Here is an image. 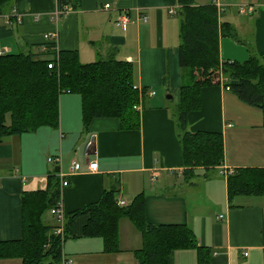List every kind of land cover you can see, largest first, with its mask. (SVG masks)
Instances as JSON below:
<instances>
[{"label": "crops", "instance_id": "crops-1", "mask_svg": "<svg viewBox=\"0 0 264 264\" xmlns=\"http://www.w3.org/2000/svg\"><path fill=\"white\" fill-rule=\"evenodd\" d=\"M219 3L224 9L217 20L233 27L235 38L218 37V59L242 61L252 52L264 64V0ZM244 3L252 5L251 11L238 13L236 5ZM123 13L126 20L118 24ZM177 16L175 0H13L0 14V53L52 41L56 49L74 50L80 63L113 54L130 64L133 87L144 89L132 106L136 126L102 116L84 126L79 94L59 92L56 127L40 126L0 142V241L23 235L22 191L43 190L49 173L65 174L70 162L77 161L79 168L65 174L67 183L57 185L64 217L96 202L103 189L116 188L113 199L124 205L141 193L147 223L186 224L195 240V246L173 248L167 264H263L264 196L238 195L227 201L221 174L237 166L264 167L262 116L242 118L227 111L235 101L227 97L222 77L200 87V106L186 113L185 129L220 133L222 161L192 167L185 179L171 115L180 84ZM57 154L59 165L45 162ZM89 161L96 164L92 171L87 170ZM41 216L46 224L56 223L48 210ZM86 219L77 215L69 223L71 237L61 242L65 264H134L132 251L141 239L126 217L116 222V249L111 251L103 250L100 237H82ZM0 264H21V259L1 257Z\"/></svg>", "mask_w": 264, "mask_h": 264}, {"label": "trees", "instance_id": "trees-1", "mask_svg": "<svg viewBox=\"0 0 264 264\" xmlns=\"http://www.w3.org/2000/svg\"><path fill=\"white\" fill-rule=\"evenodd\" d=\"M177 6L179 65L178 98L172 111L185 179L192 167L217 166L222 161L221 134L185 129L186 113L200 106V87L225 80L223 86L237 100L256 107L264 126V64L250 52L242 61L218 59V37H234L233 27L217 20L211 2L175 0ZM13 0H0V14ZM49 64L50 67H46ZM131 67L127 61L115 60L113 54L80 63L74 50H59L52 41L19 49L14 54L0 53V142L7 136L33 131L40 126L56 127L59 92L80 96V119L85 126L94 117H115L121 126L137 124L132 108L138 91L132 87ZM139 94V95H138ZM43 190L22 191L23 235L20 239L0 241L1 257H18L21 264H61L62 241L71 237L69 223L77 215H87L81 226L82 237H100L103 250L116 249V222L126 217L139 232L140 247L133 250L134 264H167L173 248L195 246L186 224H149L143 219L141 193L130 203L116 204V188L103 189L96 202L68 212L55 233L56 223L42 222L41 213L57 202L58 178L47 175ZM227 201L234 196H264V167H238L224 177ZM262 261L264 264V251Z\"/></svg>", "mask_w": 264, "mask_h": 264}, {"label": "built area", "instance_id": "built-area-1", "mask_svg": "<svg viewBox=\"0 0 264 264\" xmlns=\"http://www.w3.org/2000/svg\"><path fill=\"white\" fill-rule=\"evenodd\" d=\"M211 4L213 5V7H215L217 13L222 12L224 9L223 5L219 3V0H211ZM251 9H252V5H249L246 3L236 5V10L238 11V13H243L244 11L250 12ZM62 12H63V9H61L59 11L55 10L54 17L55 18L57 16L59 17ZM125 18H126V15L123 13L120 16V18L118 19V24H122L123 21L126 20ZM144 18H145L144 16H141V20H143ZM50 36H52V35H50ZM44 38L47 39V35L46 36L44 35ZM46 67L48 68V67H50V65L46 64ZM223 88L225 90H228L227 86H223ZM59 156H60V154H57L54 156L48 155L47 157H45V162H50L51 164L59 165L60 164V157ZM76 168L77 169L79 168V164L77 163V161H71L69 164V168L67 169L66 173H70V172L74 171ZM94 168H96L95 162L89 161V163H87V170L92 171V170H94ZM230 172H231V169L229 170V169L225 168L223 171H221V174L227 175ZM53 174L58 178V183H57L58 187H62V185H65L67 183V181L65 179L66 175L63 172L61 173L57 170V171H54ZM56 202L57 203L53 207H50V209L48 210V214L49 215L51 214V216H53L55 219V222H56V224H55L56 227L54 228L55 233L61 234L62 229L60 228V226L64 220V215L61 212L60 203L58 201H56ZM118 204L124 205V203L122 201H118ZM218 217H220V216H218ZM66 262H68L67 258L63 257L61 260V264H65Z\"/></svg>", "mask_w": 264, "mask_h": 264}, {"label": "rangeland", "instance_id": "rangeland-1", "mask_svg": "<svg viewBox=\"0 0 264 264\" xmlns=\"http://www.w3.org/2000/svg\"><path fill=\"white\" fill-rule=\"evenodd\" d=\"M198 1V0H197ZM202 1V0H199ZM230 99H233V101H235V106L230 105L229 107H227V111H230L233 114H237V116H240L242 118L246 117L249 118V116H251V118H260L261 113H259L258 109L256 107L250 106L249 104H245L241 101H238L235 99L234 95L231 92H227ZM228 112H226L227 114ZM228 115V114H227ZM233 202V200L231 201ZM43 215H46V213H43ZM49 217H51V215H49Z\"/></svg>", "mask_w": 264, "mask_h": 264}, {"label": "water", "instance_id": "water-1", "mask_svg": "<svg viewBox=\"0 0 264 264\" xmlns=\"http://www.w3.org/2000/svg\"><path fill=\"white\" fill-rule=\"evenodd\" d=\"M168 96H169V98H170V95L168 94ZM55 170H57V169H55Z\"/></svg>", "mask_w": 264, "mask_h": 264}]
</instances>
